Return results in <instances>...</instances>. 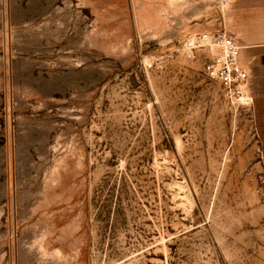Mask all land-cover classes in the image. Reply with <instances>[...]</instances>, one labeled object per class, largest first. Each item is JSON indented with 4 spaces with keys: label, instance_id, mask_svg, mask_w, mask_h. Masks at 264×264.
<instances>
[{
    "label": "rangeland",
    "instance_id": "rangeland-1",
    "mask_svg": "<svg viewBox=\"0 0 264 264\" xmlns=\"http://www.w3.org/2000/svg\"><path fill=\"white\" fill-rule=\"evenodd\" d=\"M220 1L0 0V264H264L263 130L187 49Z\"/></svg>",
    "mask_w": 264,
    "mask_h": 264
},
{
    "label": "crops",
    "instance_id": "crops-1",
    "mask_svg": "<svg viewBox=\"0 0 264 264\" xmlns=\"http://www.w3.org/2000/svg\"><path fill=\"white\" fill-rule=\"evenodd\" d=\"M224 30L239 46L240 66L250 75V104L264 133V0H232L205 30ZM204 30V31H205Z\"/></svg>",
    "mask_w": 264,
    "mask_h": 264
},
{
    "label": "built area",
    "instance_id": "built-area-1",
    "mask_svg": "<svg viewBox=\"0 0 264 264\" xmlns=\"http://www.w3.org/2000/svg\"><path fill=\"white\" fill-rule=\"evenodd\" d=\"M232 0H221L218 9L224 10ZM216 48L217 54L203 65V74L221 89L223 97L234 102L248 98L249 74L239 63L240 48L234 38L224 30H205L187 40V49L191 56L209 47Z\"/></svg>",
    "mask_w": 264,
    "mask_h": 264
},
{
    "label": "bare ground",
    "instance_id": "bare-ground-1",
    "mask_svg": "<svg viewBox=\"0 0 264 264\" xmlns=\"http://www.w3.org/2000/svg\"><path fill=\"white\" fill-rule=\"evenodd\" d=\"M243 103H244L245 105H250V101H249L248 98H243Z\"/></svg>",
    "mask_w": 264,
    "mask_h": 264
}]
</instances>
